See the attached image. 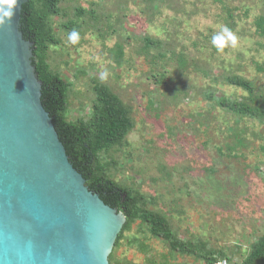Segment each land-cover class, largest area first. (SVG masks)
I'll use <instances>...</instances> for the list:
<instances>
[{
	"label": "rangeland",
	"instance_id": "obj_1",
	"mask_svg": "<svg viewBox=\"0 0 264 264\" xmlns=\"http://www.w3.org/2000/svg\"><path fill=\"white\" fill-rule=\"evenodd\" d=\"M46 6L35 3L40 14ZM58 10L47 14L57 42L47 61L70 88L66 119L92 115L97 87L118 98L133 125L99 162L186 247L173 251L138 222L111 264H206L209 253L243 264L264 237V114L223 104L264 110V0H59ZM223 27L237 44L218 50L212 37ZM136 235L144 251L129 241Z\"/></svg>",
	"mask_w": 264,
	"mask_h": 264
},
{
	"label": "water",
	"instance_id": "obj_2",
	"mask_svg": "<svg viewBox=\"0 0 264 264\" xmlns=\"http://www.w3.org/2000/svg\"><path fill=\"white\" fill-rule=\"evenodd\" d=\"M27 1L0 27V264H109L126 218L85 186L42 107Z\"/></svg>",
	"mask_w": 264,
	"mask_h": 264
},
{
	"label": "trees",
	"instance_id": "obj_3",
	"mask_svg": "<svg viewBox=\"0 0 264 264\" xmlns=\"http://www.w3.org/2000/svg\"><path fill=\"white\" fill-rule=\"evenodd\" d=\"M37 1L28 0L22 5L20 31L24 39L33 44L32 65L41 85L42 107L52 119L54 129L65 148L70 164L85 179V186L89 191L97 194L105 205L122 212L126 218L108 257L109 264L113 263V253L120 246L122 240L128 237L131 226L138 222L149 225L152 234L167 239L173 251H183L186 247L173 237L168 229L167 221L155 212L147 210L141 195L133 194L110 180L99 162L100 153L110 146L124 142L125 136L133 125L129 110L121 104L115 95L110 93V90L101 86L95 88L96 99L92 115L89 118L74 121L66 119L70 88L59 74L52 72L47 61V49L52 45H57L48 26L50 22L47 19V14L59 15V0H46L45 11L47 13L44 14L36 11L35 3ZM68 25L63 22L61 28L67 29ZM256 27L258 35L264 36L263 18L256 20ZM117 53H119L117 56L123 55L122 51ZM157 75L153 74L154 77ZM228 82L233 86L242 87L246 91L251 90V87L241 79L232 78ZM223 106L228 107L235 114L249 115L256 119L264 114V110L258 107L237 104V102L224 103ZM262 121L260 122L263 123ZM129 241L139 243L138 249L144 251L141 236L136 235ZM222 257L226 259L225 256ZM206 259V264H212L217 260V258L213 259L210 253ZM243 264H264V237L258 239L251 246L250 254Z\"/></svg>",
	"mask_w": 264,
	"mask_h": 264
},
{
	"label": "clouds",
	"instance_id": "obj_4",
	"mask_svg": "<svg viewBox=\"0 0 264 264\" xmlns=\"http://www.w3.org/2000/svg\"><path fill=\"white\" fill-rule=\"evenodd\" d=\"M18 4L19 0H0V27L11 24L12 19L16 14ZM77 35L78 34L73 31L69 35V40L75 43ZM229 42L232 47H235L237 44V37L227 27H223L219 33L212 37V44L218 50H222ZM104 75L106 74H101L102 78Z\"/></svg>",
	"mask_w": 264,
	"mask_h": 264
},
{
	"label": "built area",
	"instance_id": "obj_5",
	"mask_svg": "<svg viewBox=\"0 0 264 264\" xmlns=\"http://www.w3.org/2000/svg\"><path fill=\"white\" fill-rule=\"evenodd\" d=\"M212 264H229L226 259H217L214 263Z\"/></svg>",
	"mask_w": 264,
	"mask_h": 264
}]
</instances>
